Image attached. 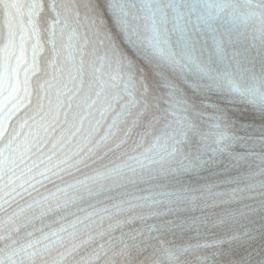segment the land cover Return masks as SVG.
Listing matches in <instances>:
<instances>
[{
  "label": "snow or ice",
  "instance_id": "snow-or-ice-1",
  "mask_svg": "<svg viewBox=\"0 0 264 264\" xmlns=\"http://www.w3.org/2000/svg\"><path fill=\"white\" fill-rule=\"evenodd\" d=\"M0 264H264V0H0Z\"/></svg>",
  "mask_w": 264,
  "mask_h": 264
}]
</instances>
